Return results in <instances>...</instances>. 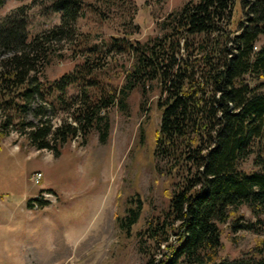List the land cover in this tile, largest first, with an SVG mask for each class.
I'll return each instance as SVG.
<instances>
[{
  "label": "trees",
  "instance_id": "1",
  "mask_svg": "<svg viewBox=\"0 0 264 264\" xmlns=\"http://www.w3.org/2000/svg\"><path fill=\"white\" fill-rule=\"evenodd\" d=\"M9 1L0 0V8ZM99 1L107 12L85 0H34L61 21L33 37L32 5L0 18V142L16 132L58 158L67 143L85 142L95 130L104 139L111 128L105 112L114 106L126 111L133 92L146 98L156 83L161 123L153 156L182 180L168 210L137 234L146 264H264V241L251 256H221V226L234 214V233L255 229V223L239 222L237 210L247 207L258 222L264 216V0L188 2L143 43L131 39L133 32L98 43L80 32L88 6L107 19L116 4ZM129 19L132 25L131 13ZM68 52L83 62L48 83L46 69L56 58H69ZM124 57L131 62L118 73L124 82H106L103 71ZM71 88L78 92L70 95ZM49 109L59 114V124ZM250 159L252 167L245 168ZM36 202L44 205L32 198L29 207ZM131 202L117 218L128 236L143 213L140 198L134 207Z\"/></svg>",
  "mask_w": 264,
  "mask_h": 264
},
{
  "label": "rangeland",
  "instance_id": "2",
  "mask_svg": "<svg viewBox=\"0 0 264 264\" xmlns=\"http://www.w3.org/2000/svg\"><path fill=\"white\" fill-rule=\"evenodd\" d=\"M33 1L10 0L0 8V18L19 6L32 5L31 37L60 24V15ZM85 1L106 11L103 1ZM112 1L116 4L107 19L90 13L91 5L79 21L80 32L94 35L96 43L126 31L133 32L132 40L146 42L161 33L169 14L196 0ZM130 13L132 25L128 24ZM68 55L53 61L44 80L52 83L83 62L82 58H71L70 52ZM118 59L102 73L111 84H122L124 79H117L122 64H131L128 57ZM77 92L71 88L69 94ZM160 96L156 83L149 87L146 98L136 90L126 111L114 106L105 112L111 128L104 139L95 130L85 142L79 138L67 143L58 158L51 151L36 150L16 132L0 142V264H146L148 258L140 250L137 234L149 220L168 210L171 195L182 180L167 174L165 165L153 156L154 136L161 123ZM48 114L54 124H59L58 113L49 109ZM29 119L36 121L33 115ZM252 165L250 159L245 168ZM37 172L43 174L40 185L33 181ZM48 188L57 200L46 208L36 207V203L34 209L29 207L30 199ZM37 198L43 201L40 193ZM137 198L143 202V213L128 236L117 218L125 216L129 202L134 207ZM236 216L241 217V224L255 223V229L234 233L229 229L234 214L221 226L223 258L251 256L264 241V216L258 222L245 206Z\"/></svg>",
  "mask_w": 264,
  "mask_h": 264
},
{
  "label": "built area",
  "instance_id": "3",
  "mask_svg": "<svg viewBox=\"0 0 264 264\" xmlns=\"http://www.w3.org/2000/svg\"><path fill=\"white\" fill-rule=\"evenodd\" d=\"M42 178H43V174L40 173V172L36 173L33 176V180H34V182L37 185L40 184ZM40 194H41V196H43V203L44 204L50 205L51 203H53L54 201H56V196L53 193H51V192H45L44 191V192H41Z\"/></svg>",
  "mask_w": 264,
  "mask_h": 264
},
{
  "label": "bare ground",
  "instance_id": "4",
  "mask_svg": "<svg viewBox=\"0 0 264 264\" xmlns=\"http://www.w3.org/2000/svg\"><path fill=\"white\" fill-rule=\"evenodd\" d=\"M39 198V197H38ZM37 198V200L39 201V199ZM38 205H37V202H36V207H37Z\"/></svg>",
  "mask_w": 264,
  "mask_h": 264
},
{
  "label": "crops",
  "instance_id": "5",
  "mask_svg": "<svg viewBox=\"0 0 264 264\" xmlns=\"http://www.w3.org/2000/svg\"><path fill=\"white\" fill-rule=\"evenodd\" d=\"M49 189V188H48ZM49 190H51V189H49ZM34 198V197H33Z\"/></svg>",
  "mask_w": 264,
  "mask_h": 264
}]
</instances>
